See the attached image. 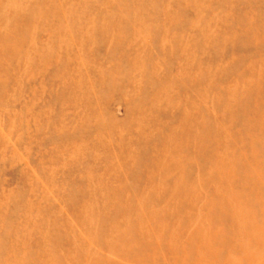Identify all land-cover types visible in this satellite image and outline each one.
I'll return each mask as SVG.
<instances>
[{
  "label": "rangeland",
  "instance_id": "374dc122",
  "mask_svg": "<svg viewBox=\"0 0 264 264\" xmlns=\"http://www.w3.org/2000/svg\"><path fill=\"white\" fill-rule=\"evenodd\" d=\"M0 264H264V0H0Z\"/></svg>",
  "mask_w": 264,
  "mask_h": 264
},
{
  "label": "bare ground",
  "instance_id": "6f19581e",
  "mask_svg": "<svg viewBox=\"0 0 264 264\" xmlns=\"http://www.w3.org/2000/svg\"><path fill=\"white\" fill-rule=\"evenodd\" d=\"M125 224H127L126 223V221L124 222ZM128 225V224H127ZM179 233V232H178ZM175 234V233H171L170 234V237H167L165 240H163V241H166V240H171L170 242H173L174 243V245L175 244H178L177 242L178 241H181V236H179V234ZM155 234V232H152V231H148V232H145V235L143 236V238H144V240L143 241H139L138 243H139V246H145V247H154V248H159V245L157 244V242L155 243V244H153L150 240H148L149 238L151 239V236L152 235H154ZM137 243V242H136ZM137 243V244H138ZM141 244V245H140ZM199 244V243H198ZM180 245V244H179ZM200 246V245H199ZM174 247V246H173ZM173 247H170V248H168L167 247V252H166V254H168V253H171L172 252V250H173ZM191 255V254H190ZM189 255V256H190ZM201 255H203L202 253H201ZM137 258V257H136ZM142 258H145L144 257V255H142L141 256V259ZM188 258V257H187Z\"/></svg>",
  "mask_w": 264,
  "mask_h": 264
}]
</instances>
